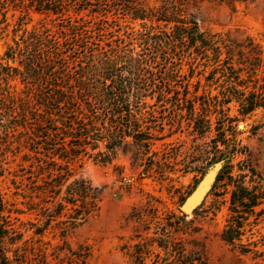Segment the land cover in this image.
Instances as JSON below:
<instances>
[{"label":"rangeland","instance_id":"rangeland-1","mask_svg":"<svg viewBox=\"0 0 264 264\" xmlns=\"http://www.w3.org/2000/svg\"><path fill=\"white\" fill-rule=\"evenodd\" d=\"M31 1L0 0V264H264V0H183L219 59L146 47L167 0Z\"/></svg>","mask_w":264,"mask_h":264},{"label":"trees","instance_id":"trees-1","mask_svg":"<svg viewBox=\"0 0 264 264\" xmlns=\"http://www.w3.org/2000/svg\"><path fill=\"white\" fill-rule=\"evenodd\" d=\"M25 0H21L23 2ZM241 3H255L258 0H235ZM34 2H37L38 10H41L43 2L40 0H32L31 5ZM49 2V1H48ZM49 6V3H47ZM6 5L0 3V16L3 17V22H6ZM142 20L146 17L145 15H138ZM152 18L155 19L157 23L164 24L163 28H156L158 32H147L144 36L145 45L149 47L150 51L155 55H160L164 51H176V50H185L186 48H194L197 53H203L208 49H212L216 52L219 59L220 48L217 46L218 42L216 41L217 37L215 35H208L200 32L198 23L194 15L188 13V9L185 6L183 0H167L166 3L158 10L151 11ZM37 39V38H33ZM35 41V40H33ZM32 42V41H31ZM28 46L24 50L20 49L22 56L25 54V58L29 59ZM29 64L27 63V66ZM258 101L254 98L244 99L242 106L244 113H249L254 111L258 107ZM242 189L239 190V193ZM237 191L233 193V202L239 200L243 202L244 198H247L251 201L252 206L258 204L257 200L259 196L247 194L245 195L242 191V194H239ZM248 196V197H247ZM0 215V222H1ZM4 226L0 223V234L6 233L7 231L3 230ZM5 231V232H4ZM233 229H229L225 234V238L228 241L234 239L232 235ZM73 258L70 261V264H87V255L82 253H73Z\"/></svg>","mask_w":264,"mask_h":264},{"label":"water","instance_id":"water-1","mask_svg":"<svg viewBox=\"0 0 264 264\" xmlns=\"http://www.w3.org/2000/svg\"><path fill=\"white\" fill-rule=\"evenodd\" d=\"M212 179V173H210L207 178L203 181L196 193L185 203L182 210L185 214L191 215L193 210L197 207L202 197L204 196L207 187L209 186Z\"/></svg>","mask_w":264,"mask_h":264}]
</instances>
